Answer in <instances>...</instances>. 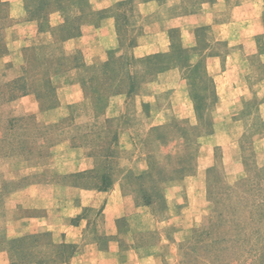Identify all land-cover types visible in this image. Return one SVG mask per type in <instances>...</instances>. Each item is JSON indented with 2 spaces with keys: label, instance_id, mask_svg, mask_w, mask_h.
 Masks as SVG:
<instances>
[{
  "label": "crops",
  "instance_id": "obj_1",
  "mask_svg": "<svg viewBox=\"0 0 264 264\" xmlns=\"http://www.w3.org/2000/svg\"><path fill=\"white\" fill-rule=\"evenodd\" d=\"M193 2L0 0L3 22L8 26L3 37L7 42L6 50L0 59L7 58L4 60L7 65L0 69V86L23 76L31 53L40 61L49 59L60 63L49 81L54 94L51 108L45 109L41 96L35 93L0 103L1 114L41 118L47 122L45 127L55 128L56 138L47 153L39 144L36 157L25 153L0 157V264H49L47 258L40 256L41 250L46 247L57 250L61 245L70 251L64 264H164L156 247L147 251L133 240L126 241L127 236L131 238V234L134 236L138 232L124 222L139 208L124 191V168L121 167V176L120 171L117 176L112 175L109 187L99 188L100 171L106 167L111 172L112 160L122 143L120 136H124L120 134L117 143L108 148L110 150L101 146L95 148L91 136L88 141H81L83 124L88 119L81 74L86 64L89 68L102 67L103 73L104 67L111 62H135L172 53L174 36L178 37L177 47L187 51L204 32L207 41L224 40L227 45L226 53L212 55L215 60L236 57L238 48H242L247 75L253 70L251 59L257 58L255 69L260 74L257 85L245 79L247 84L243 88L264 89V0ZM79 51L89 53L84 67L74 65ZM133 69L128 65L119 72L131 73ZM183 69L177 66L156 69V75L149 83H139L133 89L128 87L107 96L98 94L97 99H101L105 108L96 115L97 123L105 129L116 125L114 122L118 120L128 119L123 108L133 97L158 82L162 75L173 71L181 74ZM91 85L96 87L89 80V88ZM236 86L232 87L234 93ZM215 88L217 91V84ZM117 101H121L115 106L119 110L117 115L108 116V110ZM154 103H160L158 98ZM189 103L192 105L193 101ZM259 106H264V99ZM132 117L140 122L152 119L148 115L134 114ZM153 126H147L146 131ZM120 131V125H117L112 133L118 135ZM129 135L134 143L136 135ZM43 176L51 178L38 179ZM32 177L38 178L33 180ZM83 184H89V187H83ZM45 189L62 193L59 201L63 204L59 208L46 206L45 197L37 193ZM26 202L32 203L33 207H25ZM44 235L59 240L48 245L38 242L31 257H24L25 253L19 256L15 241ZM55 256L53 253L52 257Z\"/></svg>",
  "mask_w": 264,
  "mask_h": 264
},
{
  "label": "rangeland",
  "instance_id": "obj_2",
  "mask_svg": "<svg viewBox=\"0 0 264 264\" xmlns=\"http://www.w3.org/2000/svg\"><path fill=\"white\" fill-rule=\"evenodd\" d=\"M190 2L195 3L193 0ZM2 14L4 10L0 8V46L5 51L7 42L3 37L7 34L8 26L2 22ZM201 35L187 51L177 47L178 37L174 36L172 53L135 62L115 61L104 67L105 74L102 67L94 65L89 68V64H86L81 76L85 83V113L88 119L83 124L80 139L88 141L91 136L95 148L106 149L114 145L120 134L124 136H120L122 143L118 145V153L112 160L111 175L117 176L120 171L121 176V167L124 168V191L139 208L124 222L138 232L134 236L131 234V238L127 236V242L133 240L147 251L156 247L155 251L164 264H182L183 261L202 264L204 259L210 264H217V250L207 253L194 247L193 243L202 238L203 233L200 232L214 223L219 230L230 227L231 231H235L232 235L239 238L236 227H248L247 236L241 237L239 242L243 240L242 253L234 254V251L231 258H235L238 264H260L258 256L249 251L259 253L264 246V106H259L264 99V89L243 88L246 80L257 85L260 78L255 69L258 59H251L253 70L246 75L242 48H238L236 57L215 60L211 58L212 55L228 51L225 41L211 42L207 41V36H203L204 32ZM2 54L0 59L3 58ZM32 54L27 60V79L29 84L37 86L53 76L51 73L60 63L49 59L39 63ZM76 58V63L85 64L89 53L79 51ZM6 59L0 60V69L7 65L4 62ZM128 65L134 68L133 72L122 71ZM158 65L184 69L181 74L173 71L162 75L158 82L142 90L123 108L128 119L118 120L114 122L116 125L103 129L95 119L105 108L97 95L107 96L128 89L130 76H135L138 84L152 81ZM45 68H49V73H42L41 70ZM89 80L96 87L91 85L89 88ZM215 82L219 87L217 91ZM7 84L0 86V101L10 93ZM99 86L101 89H96ZM233 86L237 87L235 93ZM156 98L160 101L158 105L154 103ZM42 100L45 109L52 107L49 100ZM190 100L193 101L192 105ZM120 102L110 107L108 116L117 115L119 110L116 107ZM134 114L152 116V119L136 121L132 117ZM46 123L39 117L15 118L0 112V157L11 153L36 157L39 144L47 153L56 143V138L55 128L45 127ZM150 124L154 126L146 131ZM117 125H120L121 131L115 134L116 140H113L112 130ZM129 133L136 135L134 143ZM149 157L162 166L172 164V160L178 163L187 159L191 167L181 180L163 187L160 200L153 206L141 205L139 180H132L147 169ZM37 178L32 177L33 180ZM50 178L43 176L38 179ZM142 181L147 188L150 186L149 178ZM37 193L45 197L44 203L48 208H59L63 204L59 201L60 191L45 189ZM24 206L33 207L32 203L27 202ZM219 211L226 216L225 223L217 220ZM255 231H260V237L252 234ZM53 240L59 238L48 236L42 239L45 243ZM33 242V238L25 241L29 253L36 250ZM185 252L188 253L186 257L183 256ZM53 253H56L55 257H52ZM69 253V249L62 252L59 248L52 250L46 247L41 250L40 256L47 258L49 264H62L61 259Z\"/></svg>",
  "mask_w": 264,
  "mask_h": 264
},
{
  "label": "trees",
  "instance_id": "obj_3",
  "mask_svg": "<svg viewBox=\"0 0 264 264\" xmlns=\"http://www.w3.org/2000/svg\"><path fill=\"white\" fill-rule=\"evenodd\" d=\"M2 16H3V14H2ZM0 17H1V15H0ZM2 20H5V18L2 17ZM0 21H1V18H0ZM0 40H2L1 36H0ZM3 51H4L3 46H0V55L3 53ZM76 60H77V58L75 57V61ZM39 63H40V60H39ZM111 63H114V62H111ZM74 65H76V66L82 65L83 66V64H81V63L79 64L76 62ZM167 67L168 66L163 67V66L158 65L157 70H161V69L167 68ZM41 71H42V73L45 74L47 72L49 73L50 70H49V68H45V70L43 69ZM27 72H28V68L25 70V72L21 78L15 79V80H13L7 84L8 89L10 88V90H9L10 93L7 94V96L4 99H2L0 101V103L14 100V99H16L22 95H26L28 93H35L39 97L41 96V99L46 98L47 100H49L50 105L53 106L54 94H53V90H52L50 83H49L50 77H48L46 82L43 80V82H41L40 85L35 86L36 84H29L28 83ZM51 74H55V72H52ZM129 80H130L129 88L133 89L138 84L137 78L135 76H130ZM163 129H165V128H159V130H163ZM112 139L116 140L115 134H113ZM185 143H187L186 139H185ZM108 150H110V149H108ZM110 155L112 156V153ZM152 158L153 157L148 158L147 169L143 173H141L139 176H136V177L134 176L132 178V180H136V179L139 180L138 191L141 195V201H142L141 205H145V206L155 205V202L160 200V193H161L163 187L166 186L167 184L173 183L177 180H181L191 168L190 167V160H187V159H185V160L183 159L181 162H178V163L174 162V160H172V164L162 166L161 164H157L155 162V160ZM101 171H100L101 175L98 178L101 181L99 188L100 189H106L110 185L109 182L111 181L112 175H111L110 169H108L106 167H104ZM144 178L150 179V183H149L150 186L148 188L144 185V182L142 181ZM124 180L126 183V176L124 177ZM83 187H89V185L83 184ZM222 213H223L222 211H219L217 213V218H218L217 220H219V222L225 223L227 221V218ZM213 218H214V216H213ZM236 228H237V230H239L238 231L239 238L235 235H232L233 233H235V231L234 230L231 231L230 227L222 228L221 230H219V229L215 228V224L213 223V224H211V226H209V227L207 226L205 228V230H202L200 232V233H203L202 238L199 241H196L193 243L194 247L201 248L203 251H205L207 253H209L210 251H216L217 250L215 253V256L217 257L216 262L218 261L217 264H236L237 262H236L235 258H231V256H232V253L234 251H235L234 254H237L240 251H241L240 253H242L241 246L243 244L242 243L243 240L241 243H239V242H240L241 237L247 236L248 227L238 226ZM252 234L257 238L260 237V231H255ZM46 237H48V235L33 238L34 239V242H33L34 245L33 246L36 248L37 243L41 242L42 239L46 238ZM25 241L26 240H17V241H15V245H16L17 252L19 253V256H24V253H25L24 257H26V256L29 257V256H31V253L27 252L28 246H26ZM48 244H51V242H47V245ZM61 249L63 252L65 247H63L61 245V248L59 247V250H61ZM261 250L262 251L259 253L255 252L254 250H252V251L250 250L249 253L251 252V253H254V255H257L261 261L260 264H264V246H263V248H261ZM187 254L188 253L185 252L183 254V256L186 257ZM219 254H221V256ZM68 257H69V255H66L65 258L61 259L62 264H64L68 260ZM204 261H206L207 263ZM204 261L202 262V264H210L207 260L204 259ZM186 262L187 261H183L182 264H188V262L187 263Z\"/></svg>",
  "mask_w": 264,
  "mask_h": 264
}]
</instances>
